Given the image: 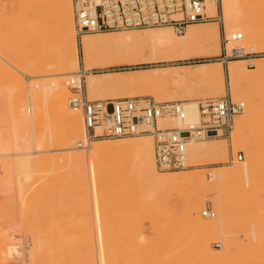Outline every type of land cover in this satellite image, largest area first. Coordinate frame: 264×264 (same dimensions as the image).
Wrapping results in <instances>:
<instances>
[{"label":"bare ground","instance_id":"1","mask_svg":"<svg viewBox=\"0 0 264 264\" xmlns=\"http://www.w3.org/2000/svg\"><path fill=\"white\" fill-rule=\"evenodd\" d=\"M22 1L28 3V7L23 10V20L26 22L36 8L38 0ZM217 1L205 0V12L208 16H216ZM39 2L38 9H46L49 12L48 23L29 24L22 39L15 40L8 50H5L0 42V76L4 77L3 84H5V89L0 91V213H2L1 217L7 220V225L0 228V264H10L13 259L17 264L27 262H29L27 264H36V260L38 262L36 256L42 250L45 257L50 255L52 258L44 259L40 264H81L80 261L83 260L87 264H122V257L116 255L110 258L105 252L109 242L106 224H109L110 208L119 210L118 213L115 214L114 211L112 214L116 220L113 221L114 230L123 234L122 232H126L124 230L131 226L130 222H136L133 221L134 218L131 221L132 211L126 208L130 203L135 208L134 212L139 215L151 212L154 215L152 218L158 220L156 224H161L170 208L164 206L158 214L157 210L151 207V200L156 198L159 201L158 199L164 196L165 189L171 186L183 185L202 189L205 192L212 191L214 201L220 200V191L226 186L241 191H247L252 187L253 168L258 166L257 158L264 157V137L256 135V140H252L251 137L258 122L264 124V91L257 94L259 88L255 90L256 86L264 84V59H252L254 61L252 69L244 66L243 62L246 60H229L226 65L230 97L234 101L243 102L245 107L243 114L236 116L240 118L236 120L234 130L230 132L231 144L234 149L244 148L245 160L233 162L229 168L208 169V173L203 172L206 169L159 172L155 167L152 139L149 135L133 136L129 140L122 137L111 142H101L100 140L103 139H99L85 143L80 108L68 103L66 85L78 87L80 78L84 76L85 90L91 98L119 99L150 95L157 101H182L186 112L185 119L183 121L172 118L160 119L159 126L196 123L197 99L217 96L223 92L222 72L218 64L220 62L199 63L194 69L167 66L146 70L147 72L144 73L139 71L137 75L124 74L112 78L108 77L111 73L97 75L92 74L91 70L137 62L217 56L219 41L216 25L191 23L181 34H176L168 26L82 34L79 38L80 57H78L70 0ZM251 2L253 0H220V6L226 35L233 31L240 32L242 39L239 44L247 50L254 51L261 48L258 43L257 27L261 11H252L251 9L255 7L251 6ZM32 47L36 49L34 56L29 54ZM9 67L19 74H15ZM45 67L50 73L41 75L44 77L43 81L29 82L30 78L37 76L33 74L36 68ZM20 74L27 77L25 88L19 77ZM165 84L174 86L176 93L179 94L159 93L158 88ZM199 84L207 88L204 93L198 94L197 90L190 88ZM50 105L52 109L49 108ZM51 113L63 128L60 136L64 142L62 148H59V135L51 126ZM79 142L84 144L79 145ZM54 146L57 148H53ZM52 151L65 153L56 158L44 154ZM113 152L132 157L131 170L121 175V178L113 177L114 172L107 167H103L102 171L99 170L101 162H109V156ZM185 156L186 161L197 165L225 161V142L222 139L190 141L186 145ZM63 166H66V170H62ZM84 170L92 171L93 217L98 236V251L88 256L75 257L65 254L59 247L60 199L55 193L59 194V186L69 180V175L72 176L76 186ZM76 171L80 174L78 175ZM35 172H46L49 174V181L33 186ZM44 202L54 207L52 208L54 215L50 213L52 216L50 219L53 220L46 227L48 237L52 233L57 237L54 244L50 242L47 248L40 250L42 239L38 234L30 235L31 245L26 251L21 239L11 236L8 230L23 227L26 220L21 223L19 219L28 213L31 206ZM203 202V199L188 201L183 210L193 231L202 234L196 239V251L186 249L190 253L185 250L189 253L185 258L184 255L187 253L181 251L182 249L178 251V248L185 244L182 245V237L181 239L174 237L173 244L170 243L171 247L163 250L161 245L159 250L156 245H152L153 242L143 240L139 234V239L137 238L139 241L134 243L140 252L137 257L132 258L131 264H225L229 261L235 247L225 231L228 227L229 211L217 205L219 215L204 220L199 214ZM52 205L49 207L51 208ZM30 213H32L31 209ZM126 218L130 221L127 222ZM157 229L160 230V227ZM210 233L221 240L220 250L214 251L210 248L206 236ZM260 236V227L253 223L250 229V241H256ZM130 241L128 240L127 243H131ZM181 252L184 258L180 256Z\"/></svg>","mask_w":264,"mask_h":264},{"label":"rangeland","instance_id":"2","mask_svg":"<svg viewBox=\"0 0 264 264\" xmlns=\"http://www.w3.org/2000/svg\"><path fill=\"white\" fill-rule=\"evenodd\" d=\"M39 1L40 0H38L36 8L32 11V13L29 15L28 19L25 22L23 20L24 19L23 10L28 7V3H25L22 0H0V42H2L3 44L2 47H4L5 50H8V47L12 45L13 42H15V40L22 39V37L24 36L26 32L27 27H29V24L31 23L41 24L44 22L45 24L48 23L49 12L46 9H38L40 8ZM251 3H252L251 6L253 8L255 7L254 9H251L252 11L254 12L261 11L259 12L260 18L259 20H257L258 21L257 27H258V34H259L258 43L259 45H261V48L257 49L258 51L257 50L251 51L249 49L248 50L249 52H261V51H264V0H253V2ZM214 17L215 19L213 20L199 22L198 24H203V25L215 24L216 25L218 41H219V53H220V38L222 34L226 35L225 30H224L223 20L221 18L220 0L217 1V14ZM79 38L80 37L75 36V44L77 47L78 57H80ZM245 50L247 49L245 48ZM35 53H36V49L32 47L29 54L34 56ZM213 57H216V56L203 57V58L200 57V58H193V59H187V60H175V61H159L158 60V61H151V62L150 61L137 62L133 64L110 66V67L103 68V69L93 68L92 70L95 69L96 71L93 72L91 70V72L92 74H97V75L111 73V75H109L108 77L111 76L110 78H112V76L117 77V76L124 75V74L125 75H132V74L137 75L140 73L139 71L144 73V72H147L146 70L149 71L155 68H161V67H167V66H183V67H186L185 69H194L196 68L195 65L199 63L219 62L218 60L213 59ZM260 58L264 59V54L253 56V57L232 59V60H246L243 62L244 66L246 68L252 69L254 67V63H253L254 61L252 59L255 60V59H260ZM218 64L222 72L223 92L220 95L210 96V97H222L224 95L230 96L229 83H228L229 80H228V75L226 71L227 63L221 64L220 62ZM249 64H251V66H249ZM10 70H12L15 74H19L15 69L10 68ZM118 72L122 74H116ZM48 73H50V70L47 67L43 69L36 68L33 74L37 76L30 78L29 82H33L35 80L38 82H41L44 79V77H42L41 75L48 74ZM19 77L21 78L23 82V86L25 88L28 82L27 77H25L24 75L22 76V74H20ZM80 79H81L80 87L84 91L88 100L109 99L107 97L100 98V99L91 98L85 90L84 76H82ZM3 82H4V77L0 76V91L5 89L4 87L5 84H3ZM202 85L199 84L198 86L195 85L190 88L192 90H197L199 92L198 94H200L202 92L204 93L206 91L205 89H207L204 85L203 86ZM200 86L204 87V89ZM66 88L68 90L67 92L68 100L72 96L75 97L77 95L75 93L74 86L67 84ZM258 88L259 90L257 91ZM255 90L257 91L256 92L257 94H260L262 91H264V84H260L256 86ZM157 91L159 93L179 94V93H176L177 90L175 89V87L170 86L169 84L161 85V87L158 88ZM179 91H183V90H179ZM146 96L154 98L153 96H150V95H146ZM210 97H206V98H210ZM199 99H204V98H199ZM49 108L52 109L53 108L52 105H50ZM80 113H81V110H80ZM242 114L243 112L240 115ZM239 118L240 117H236L234 119L232 131L234 130V125H235L236 120ZM50 121H51L52 129L55 131L56 134L59 135V148H62L64 142L60 139V136H61V132L63 131V128L62 126H60L55 115L52 113H51ZM81 123H82V113H81ZM256 128H254L255 130L253 129V132H252L253 135L251 136L252 140H256L257 136L259 135H262L260 137H264V124H262V122L261 123L258 122V126ZM123 138H125L126 140H129L131 137H123ZM117 139L118 138L103 139L100 141L101 142H111ZM210 139L224 140L225 148H226L225 161L204 164V165H197L195 163L193 164L192 162L187 161V163L189 164L191 163L194 166L191 168L185 169V170H181V171L185 172L188 170H205L206 169L203 172L208 173L209 172L207 171L208 169L212 170V168L214 167L229 168L230 166H232L233 162H242L245 160V150L243 147H238L236 149L232 148L231 133L228 138L214 137ZM53 148H57V147L54 146ZM64 153H65L64 151H52V152L44 153V154L47 156L56 158L57 156L59 157L62 156ZM238 154L241 155L242 157L241 160L236 159V156ZM109 157H110L109 162L107 163L101 162V167L99 168V170L101 169L100 171H102L103 167H107L112 172H114L113 177L121 178V175H124L125 173H128L131 170L130 169L131 165H133L132 157H128L119 152H113L110 154ZM257 163H258V166H255L252 171L253 181H254L252 187L247 191H241L238 189L237 190L234 189V187L226 186L220 191V195H221L220 200L222 201L220 200L214 201L212 197L213 195L212 191L205 192V191H202V189L200 190V189L187 187L183 185L178 186V187L171 186L172 188L171 187L166 188L165 189L166 192L164 196L161 197L162 199L161 198L158 199L160 202L157 201L156 198L155 199L153 198V200H155L153 201L151 200L152 197H150V200H151L150 205L152 208H155L157 210L158 214L161 213V209L164 206L171 209V211L169 209L168 211L169 213H166L165 217H163L164 219H162V223L161 224L157 223L158 225L156 224L158 220H156L155 218H152L154 217V215L151 212L148 214H145L147 216L139 215L136 212H134L135 208H133L132 207L133 205L130 203V206L126 208L132 211L131 221L134 218L135 220L133 221H136V222L138 221V222L137 223L130 222L131 226L127 228V230L126 229L124 230L126 232H122L123 234H120V232L114 230L113 221H116V220H115V217L113 218L112 216L114 211H115L114 213L116 214L118 213L119 210L116 209L117 210L116 211L114 208H110L109 211L111 214L109 215V220H108L109 224H106L107 237L109 239V242L105 250L106 254L110 258L116 255L120 256L123 259L122 264H131L132 258H134L135 256L137 257V254L140 252V249L136 248V244H135L139 241L138 240L139 234L143 240L149 241L150 243L153 242L152 245H156V247L159 250H161L162 248L163 250H165L171 247L172 245L170 246V243L173 244L174 240L172 239H174V237L176 239L178 238L181 239L182 237L183 243L182 242L181 243L182 245L184 243L185 244L184 246H180L181 248L179 247L178 251L180 249H182L181 251H183L184 253L186 251L189 252L191 250L196 251V247H197L196 239L199 236H202V234L199 235L198 233H195L193 231V227L191 226L190 222L185 218L183 210H184L185 205L188 203V201L191 202L196 199H203L204 202L200 208L199 214H200V217L204 220L206 219L210 220V218H205L201 216V211L204 209H211L215 213L213 218L219 215V212L217 211V208H216L217 205L219 207H225L229 211L228 227L225 231L227 233V236L234 242L233 244L235 245V247L233 251L231 252V258L225 264H264V157L262 156L258 157ZM62 170H66V166H63ZM181 171H175V172H181ZM76 173L78 174L77 171ZM33 174L35 175V177L33 178L34 180L33 186H37L39 183H46L50 179L49 174H47L46 172H38V173L35 172ZM45 174L47 175V178ZM91 174H92V171L84 170L81 173V176H82L80 177L81 179H79L76 182V186H74V183L71 178L72 176L68 174L69 180H67L65 184L61 183L62 185L59 186L60 191L58 195L57 193H55L56 194L55 196L58 199H60L59 200L60 201L59 202V208H60V211H59L60 213L59 214V247L62 249V251L65 254L72 255L75 257H80L84 255L88 256V254L98 251V245H97L98 236L96 233L97 231H96V226H95L94 217H93L94 203L92 200ZM69 184L70 185L72 184V186H70ZM44 204H39V205L35 204L34 206H31V208L28 209V213H26L25 216L22 217V219L21 218L19 219L20 221H22L21 223H24V221L26 220L25 221L26 224L25 223L24 225L22 224L23 227L21 226L16 229L11 228L12 230L7 229L8 233L11 236L15 237L16 239L18 238L21 239V240L20 239L18 240L22 242L23 247L26 249V251L29 249L28 246L30 247L31 245V236L33 234H38L39 237L42 239V242H41L42 247L39 248L40 250L47 248L48 243L50 242L54 244L55 239L57 237V235L55 236L54 233H52L48 237V228L46 229V227H48V223L53 220V219L52 220L50 219L52 217L50 213L54 215V210L52 209L54 207L52 204H50L52 205V207L50 208L49 207L50 205L47 202H44ZM35 208H39V209H35ZM30 209L32 213H30ZM1 215L2 213H0V220H1L0 228L5 227L7 225V220H4L3 216L1 217ZM28 217L30 218L28 219ZM129 221L130 220L128 219L127 222ZM130 223L128 224L130 225ZM253 223L257 224L260 227L261 236L258 240L252 242L250 241L249 237H250L251 225ZM156 226L160 227L161 232L160 230H158L159 228L157 229ZM34 231H36V233ZM206 236H207V240L209 241V245L211 249H213L214 251H218L221 249V240L216 238L215 234L210 233ZM123 237L126 239H123ZM128 240L129 241L131 240L130 241L131 243L128 242L129 243L128 244L127 243ZM154 242H156L159 245L155 244ZM165 243H166V246H165ZM159 246H161V249ZM239 246L241 248H239ZM186 249H189V251ZM129 250H131L132 252ZM183 252L180 253L181 257L183 256L182 255ZM189 253L184 255L185 258L188 256ZM47 258L50 260L52 257L50 255L45 257L44 251L42 250L36 256V259H38V262L35 259L36 264H40L41 262H43L44 259H47ZM13 261L16 263L14 259ZM13 261H10V264H15ZM80 263L87 264V262H84V260L80 261Z\"/></svg>","mask_w":264,"mask_h":264},{"label":"built area","instance_id":"3","mask_svg":"<svg viewBox=\"0 0 264 264\" xmlns=\"http://www.w3.org/2000/svg\"><path fill=\"white\" fill-rule=\"evenodd\" d=\"M204 2L205 0H70L77 37L87 33L164 26L181 34L191 23L215 19L205 12ZM241 39L242 34L238 31L222 34L220 53L213 59L226 64L232 59L264 54V51H245L239 44ZM74 88L77 95L70 98L68 103L81 110L85 143L99 139L149 135L152 139L155 167L159 172H175L193 167L186 161L185 148L188 142L214 137L228 138L233 129L234 118L245 108L243 102L233 101L229 95L198 99L196 123L159 126L158 120L164 118L183 121L186 117L184 103L157 101L149 96L88 100L80 85ZM236 159L241 160V155L238 154ZM214 215L211 209L201 211V216L205 218H213Z\"/></svg>","mask_w":264,"mask_h":264}]
</instances>
